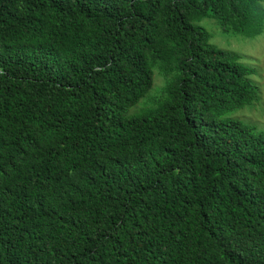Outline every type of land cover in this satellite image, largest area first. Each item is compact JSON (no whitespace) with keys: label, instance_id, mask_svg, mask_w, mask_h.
<instances>
[{"label":"trees","instance_id":"obj_1","mask_svg":"<svg viewBox=\"0 0 264 264\" xmlns=\"http://www.w3.org/2000/svg\"><path fill=\"white\" fill-rule=\"evenodd\" d=\"M205 19L264 0H0V264H264L261 96Z\"/></svg>","mask_w":264,"mask_h":264},{"label":"rangeland","instance_id":"obj_2","mask_svg":"<svg viewBox=\"0 0 264 264\" xmlns=\"http://www.w3.org/2000/svg\"><path fill=\"white\" fill-rule=\"evenodd\" d=\"M198 25L211 34V44L224 50L240 52L242 62L254 70V75L251 78L259 88L261 99L257 103L229 114V118L240 120L256 128L258 132H264V34L259 37L246 38L233 32L225 33L219 23L213 19H205ZM167 85L168 80L161 73L155 72L152 91L131 110L130 114H138L141 110L152 108L153 105L158 104Z\"/></svg>","mask_w":264,"mask_h":264}]
</instances>
